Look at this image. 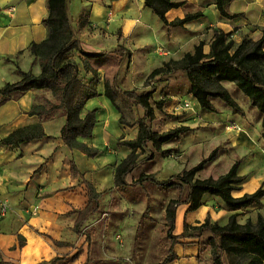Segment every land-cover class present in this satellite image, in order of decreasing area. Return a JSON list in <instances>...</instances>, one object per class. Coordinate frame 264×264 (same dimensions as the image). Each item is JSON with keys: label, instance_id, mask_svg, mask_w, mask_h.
I'll list each match as a JSON object with an SVG mask.
<instances>
[{"label": "crops", "instance_id": "obj_1", "mask_svg": "<svg viewBox=\"0 0 264 264\" xmlns=\"http://www.w3.org/2000/svg\"><path fill=\"white\" fill-rule=\"evenodd\" d=\"M172 1L184 3L166 12L168 22L196 11L202 12V16L181 27L164 26L149 9L143 7V0H67V13L70 23L71 17L78 23L80 14L87 15L90 25L79 27L78 33H74L81 47L89 52L100 51L101 46L95 47L87 40L90 36L87 35L95 36V30L100 27H108L111 34L121 29L126 41H138L141 35L147 33L148 26L152 28L148 22H143L146 27L140 28L144 31L138 29L143 13L146 17L149 12L152 13L162 25L161 32L157 34L158 42L168 50L160 55L147 51L144 60L146 65L153 64L152 69L165 61L181 58L200 41L207 53L215 29L229 33L235 43L243 38L258 39L264 32V0L229 1L225 5L226 12L239 14L233 18L222 17L212 0ZM47 12V0H0V87L18 80L17 67L39 73V65L29 53L28 46L47 37V29L42 22ZM180 51L181 56L175 57ZM101 71L102 67L98 69V95L85 104L86 110L96 111L97 123L92 137L81 139L100 151L93 157L70 149L62 142L60 130L65 121L63 116L55 114L41 120L29 113L34 105L50 98L49 92L29 90L0 105V140L19 128L40 122L44 130V136L39 139L11 146L0 144V264H48L53 258L74 254L77 257L69 264H120L119 258L132 257L133 245L142 231L143 218L141 214L132 227V218L123 214L128 211L124 192L131 185L123 191L117 190L114 187V170L130 152L118 142L134 139L137 129L134 137H126L127 129L119 123L121 114L109 90L104 87V72ZM172 75L154 83V100L156 93L170 85ZM169 96L176 99L170 100L172 109H176V94ZM250 110H242L245 112L243 115L233 113L228 107L221 111H209L208 120L214 127L222 126L224 135L228 137L226 144L230 145L227 149L239 161V175L245 177L239 193L234 196L251 193L260 186L264 188L261 117L255 108ZM254 111L257 113L256 121L251 119ZM228 125H236L239 129H227ZM129 175L126 177L128 184L131 183ZM86 183L103 194L99 210L82 223L78 232L75 224L79 211L88 202ZM118 197H121L120 202ZM3 204L6 210L1 213ZM263 204L264 197L261 199ZM230 213L219 198L205 195L202 205L195 211H186L183 204L177 207L175 228L178 227L179 215L181 224L192 225L197 221L199 225L207 216L211 222L225 224ZM203 246L202 238L181 239V243L174 247L179 259L167 264H203ZM138 247L139 243L136 250ZM136 250V263L142 264L140 259L143 258V264H148L141 254L143 252L138 254Z\"/></svg>", "mask_w": 264, "mask_h": 264}, {"label": "trees", "instance_id": "obj_2", "mask_svg": "<svg viewBox=\"0 0 264 264\" xmlns=\"http://www.w3.org/2000/svg\"><path fill=\"white\" fill-rule=\"evenodd\" d=\"M219 14L225 18H233L239 14H229L225 5L231 0H212ZM183 1L143 0V7L149 9L164 26H182L202 16V12L187 13L183 18L172 22L166 20V12L183 5ZM47 16L43 24L47 29V37L41 42H32L28 46L29 53L39 65V73L31 69L24 71L17 67L18 80L7 82L0 87V105L10 98H16L29 90H43L50 94L42 104L34 105L29 113L41 120L58 114L65 118L60 130L62 142L70 149H77L88 157L100 151L84 143L82 138H91L97 123L96 111L86 110V102L98 95L97 85L100 81L98 69L101 60L107 53L104 51H85L75 36L67 13V0H47ZM85 13L80 14L78 26L88 24ZM202 41L194 45L192 51L185 52L177 60H168L154 68L148 78L170 75L177 71L183 72L189 82V94L200 108L216 112L214 99L221 100L233 113L243 115L241 107L232 98L229 91L222 86L224 82L232 83L247 97L250 105L261 117V136L264 140V32L258 39L243 38L239 43L231 39L229 33L215 29L209 44V51H203ZM156 90L151 81L150 86L143 90H122L123 97L140 107L142 115L137 118V133L132 140H121L118 144L130 149L129 154L115 167L114 187L123 191L128 185L138 184L149 179L156 186L169 191L175 190L164 209V224L169 247L160 264H167L179 259L174 247L181 239L202 238L206 233L211 264H264V216L257 214L255 220H238L239 211L252 205H261L264 188L258 187L251 193L234 196L233 192L240 189L244 181L238 173L239 162L235 161L227 172L213 178H198L196 174L214 159L216 150L200 160L195 166L180 173L172 174L166 179H155L153 176L141 175L130 184L126 177L141 160L149 145L163 157L173 154L171 148H162L165 143L179 139L189 128L177 126L163 132L152 129L151 122L155 118L152 101L156 108L161 109L164 99H153ZM119 111V110H118ZM120 112V111H119ZM121 113V112H120ZM44 136L41 122L13 131L0 140L5 146L18 145L22 142L39 139ZM152 152L145 156L152 158ZM88 202L79 211L75 224L76 230L100 207L103 192H97L86 183ZM205 195L219 198L224 207L231 211L225 224L211 222L205 217L199 225L190 227L184 224L180 234H174L176 209L179 205L186 206V211H195L202 205ZM149 211V203L142 213V218ZM190 229V230H189ZM77 254L68 257L53 258L48 264H69ZM43 264V263H42Z\"/></svg>", "mask_w": 264, "mask_h": 264}, {"label": "rangeland", "instance_id": "obj_3", "mask_svg": "<svg viewBox=\"0 0 264 264\" xmlns=\"http://www.w3.org/2000/svg\"><path fill=\"white\" fill-rule=\"evenodd\" d=\"M143 22H148L152 28L149 26L147 27V33L138 38L139 42L137 40H130L131 42L126 41L122 36L121 29H117L115 33L111 34L108 32V27H100L98 30H95V33H97L95 36L93 34L87 35H90L87 39L88 43H92L95 47L101 46V48H99L100 51L107 53L102 59H100L102 67L101 72H104L102 77L104 80V87L106 90H109V94L114 100L117 110L121 112L119 123L126 127L127 138L134 137L137 129L136 120L142 115L143 111L140 107L134 106L128 102L123 97L121 91L143 90L150 86L151 81L153 83H158L162 78L167 76L160 75L154 79L148 78V74L151 72L153 64H150V62L146 65L145 63L144 59L147 51L151 54L155 52L160 55L162 52L168 50L158 42L160 39L157 34L161 32L160 26L163 24L160 25L158 19L150 12L148 13V17L143 13L141 23L138 24V29L141 31L144 30L140 27H146ZM71 24L75 33H78L80 28L77 21L75 22L72 20V17ZM91 30L92 29H90V31ZM92 35L94 37H91ZM179 56H181V51L178 52L175 57ZM153 62L155 63L154 60ZM171 77L172 80H169L168 83L170 85L163 87L160 93L155 94V100H159L157 98L160 96H162L161 98L164 97V104L161 109L158 110L154 101H152L155 113V118L151 122L152 129L157 132H163L177 126H187L189 130L179 139L162 145L163 148H171L174 150L173 154L168 157L161 156L160 153L153 150L152 146L149 145L150 149L148 148L143 155H140L141 160L130 173L128 177L129 182L138 179L141 175L153 176V178L158 180L166 179L169 177L168 175L170 173H176L179 170L181 172L182 170H188L192 166H195L200 160L208 157L213 150H216L217 152L215 158L211 159V161L197 173L196 176L198 178H206L209 176L217 178L227 172L234 161H237V158L227 149L230 145L226 144L228 137L224 135L222 126L214 127L208 120L211 113L200 108L197 102L189 94V82L187 81L185 74L177 71ZM222 86L229 91L232 98L243 111H251L250 109L253 107L250 105L247 97H245L238 88L230 82H224L222 83ZM172 93H175L177 96L178 101L174 104L176 109H172L173 103L171 104L170 102L172 98L169 95ZM185 101L189 102L191 106L187 108L184 107L182 103ZM213 104L217 111L227 108V106L219 99H214ZM244 113L245 112H243V114ZM256 115L257 113L254 111L251 119L256 121ZM121 138H123V136ZM151 152L153 157L146 159L145 156ZM243 178L245 179V177ZM239 191L240 190H235L233 194L235 195L236 193H239ZM124 194L125 197H123V199H125L128 204V211L123 214L129 215V219L132 218V227L135 225L137 219L141 217L147 202L149 203V211L143 217L142 231L138 234L140 236L137 235L140 239L137 237V243L133 245L132 257L130 258L128 256L126 259L123 258V256L119 258L120 264H137L135 261V258L137 257L135 250L138 243L139 247L136 250L138 254L139 251H142L143 253L141 254L145 256V261L148 264H157L166 255L167 248L169 247V240L165 237L166 226L164 224V209L167 202L175 197V190L166 191L160 186H156L153 181L144 179L138 184L135 183L131 185ZM120 199L121 197H118L117 201L120 202ZM257 214L264 216V204L261 206L252 205L247 209H243L238 215V220L240 222H244L246 219L254 221ZM181 221V215H179L178 227L177 229L174 228L173 233L178 234L183 231L184 223L181 224ZM196 225H198L197 221L189 226L192 227ZM123 230H125V228ZM206 235L207 234L204 233L202 237V244H204L202 252L205 256L202 263L211 264ZM127 248L128 247H126V249ZM140 260L143 264L144 259L141 258ZM104 262L106 261L104 260Z\"/></svg>", "mask_w": 264, "mask_h": 264}, {"label": "built area", "instance_id": "obj_4", "mask_svg": "<svg viewBox=\"0 0 264 264\" xmlns=\"http://www.w3.org/2000/svg\"><path fill=\"white\" fill-rule=\"evenodd\" d=\"M182 104H183V106L186 107V108L189 107V106H191V104H190L189 102H187V101L183 102ZM227 129H236V130H238L239 128H238V126H236V125H228V126H227ZM35 209H36V208H35ZM35 209H34V211H35ZM5 210H6V206L3 204V205L1 206V213H3Z\"/></svg>", "mask_w": 264, "mask_h": 264}]
</instances>
